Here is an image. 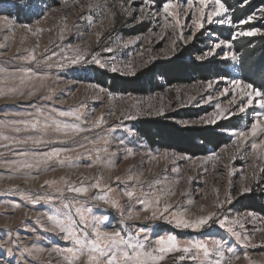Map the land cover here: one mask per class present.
Here are the masks:
<instances>
[{
    "label": "rangeland",
    "instance_id": "obj_1",
    "mask_svg": "<svg viewBox=\"0 0 264 264\" xmlns=\"http://www.w3.org/2000/svg\"><path fill=\"white\" fill-rule=\"evenodd\" d=\"M173 2L0 0V264H154L168 237L156 264H264V108L232 43L264 36V7L208 23L209 0L200 27Z\"/></svg>",
    "mask_w": 264,
    "mask_h": 264
},
{
    "label": "trees",
    "instance_id": "obj_2",
    "mask_svg": "<svg viewBox=\"0 0 264 264\" xmlns=\"http://www.w3.org/2000/svg\"><path fill=\"white\" fill-rule=\"evenodd\" d=\"M159 6H162L167 0H153ZM176 1V0H173ZM248 0H221L222 3L231 11V21L234 25H239L242 21L248 19V17L254 13L257 9L264 7V0H251L245 4ZM250 25L245 26V29H249ZM231 30L228 29L227 39L231 40ZM233 49L238 54V66L239 75L242 80L248 84H252L254 88L264 91V36L261 37H241L234 41ZM219 67L217 65L201 69L203 79L208 80L210 75H219ZM115 78L114 76H111ZM169 84L176 83L179 78L175 76H167ZM169 128V127H168ZM167 126H162L158 121L144 120L137 126V131L141 136L146 138L149 142H160L166 144L167 141ZM220 136L213 135L212 141L208 138L205 139L206 145L197 147L196 150L182 147L183 151L190 154L202 153L207 149V146L218 148L221 144ZM181 139V137H179ZM188 138H186V141ZM189 143V142H187ZM189 146H192L189 144ZM258 209V208H257Z\"/></svg>",
    "mask_w": 264,
    "mask_h": 264
},
{
    "label": "snow or ice",
    "instance_id": "obj_3",
    "mask_svg": "<svg viewBox=\"0 0 264 264\" xmlns=\"http://www.w3.org/2000/svg\"><path fill=\"white\" fill-rule=\"evenodd\" d=\"M198 3L200 5V7L197 9V11L200 13V16H201V21L199 22V26L203 27V18L205 16V9L209 6V0H198ZM213 3L215 5V7H213L212 10L207 13V22L208 23L213 22V17L220 16L222 13H226L228 11V9L225 7L224 3L221 2V0H213ZM187 6L189 8H192L194 6L193 0H187ZM176 7H177V5L173 2V0H167V2L163 5V10L168 15L175 16L176 14L173 10L176 9ZM248 19L250 21V20L254 19V17H249ZM218 22L223 23L224 21L221 20ZM247 22L248 21H242V23H247ZM177 23H179L178 19H177ZM228 23H231V21L229 20ZM258 33H259V29H254V30H250V31H246V32H240L239 35L240 36H254ZM216 47H220V45L217 44ZM209 54H211V53H209ZM34 58L35 57H33V59ZM97 63H98V61H97ZM113 71H115V69H113ZM209 86H211V85H209ZM237 86L239 87V82H237ZM244 88L251 90V91L245 92V95H247L249 97L247 103L249 105H251L254 99L260 98L258 101L259 106L261 108H264V91H261L260 89L254 88L252 84H247L244 86ZM241 91H244V89H241ZM243 110L244 109L241 108V111H243ZM61 115H63V113H61ZM257 127H258V124L252 125L251 131L253 134L256 133ZM253 147H259V145H254ZM53 155H56V154L54 153ZM24 167L30 168V167H32V165L28 164V165H24ZM77 191H80V190L77 189ZM128 195L131 196L132 193H128ZM165 210H167V209H165ZM203 223H206V220L201 219L196 226H199V224H203ZM185 226H187V225H185ZM100 235L101 234L99 232H97V237H99ZM103 235L105 237H108V240L111 243L120 242V240H118V238H121V234L119 232L112 233V234L104 233ZM160 243L162 245V247H160V249H159V252L161 254L157 255V256H151L149 254V259H151L154 262V264H156V262L164 260L165 257L163 255V253L171 252L176 247V241H175L174 237H168V239L166 241L161 240ZM92 259L95 260V257H92ZM109 264H112V261H109ZM135 264H147V261L146 260H140L139 257H137L135 260Z\"/></svg>",
    "mask_w": 264,
    "mask_h": 264
}]
</instances>
